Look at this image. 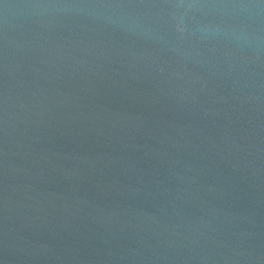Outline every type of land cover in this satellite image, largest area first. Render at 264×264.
I'll use <instances>...</instances> for the list:
<instances>
[{
  "label": "water",
  "instance_id": "water-1",
  "mask_svg": "<svg viewBox=\"0 0 264 264\" xmlns=\"http://www.w3.org/2000/svg\"><path fill=\"white\" fill-rule=\"evenodd\" d=\"M0 264H264V0H0Z\"/></svg>",
  "mask_w": 264,
  "mask_h": 264
}]
</instances>
